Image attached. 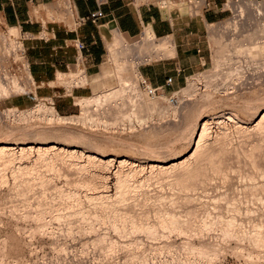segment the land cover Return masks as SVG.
Segmentation results:
<instances>
[{"label": "bare ground", "instance_id": "obj_1", "mask_svg": "<svg viewBox=\"0 0 264 264\" xmlns=\"http://www.w3.org/2000/svg\"><path fill=\"white\" fill-rule=\"evenodd\" d=\"M225 4H226V6L229 9H234L237 12V14H236V16H237L236 19L237 20L234 22V26L235 27L232 28V30L234 29L233 30L234 34L236 33L234 35L235 36L234 39L236 37L238 38L239 35H242L244 38L248 39V41H249L248 42L249 44H247V45H243L241 43V38L240 39H236L237 40V41L235 40L236 42L231 41L235 45L234 46L235 47V52H237L240 55L239 56L238 54H236V56L238 55L239 57H244V59L247 58L248 60H252L254 63L259 60V61L262 62V65H264V1H262V0H239V2H237L236 4H234V3H232L231 1L228 0ZM193 9H194V7H193ZM68 10H70V9H68ZM194 10H196V8ZM190 11H191V9H190ZM191 13H189V14H191ZM245 14L248 15V17H246ZM238 25L239 26H242V27H246V31L247 32L244 33V34L237 33V32H240L241 31L240 29H242V28H240L237 31V26ZM244 29L245 28H243V30ZM227 32H229V31H227ZM9 33L12 34V35H14L13 36V39L12 38H8L9 36L8 37H5L0 32V39L3 40L2 42H0V50H2L4 52V54L9 53V52L10 53L12 52L13 53V56L15 58L18 57V58H20V60H22L24 57L21 56V54H17L19 50L20 51L22 50V44L17 43L14 40L15 39L14 38L15 35H18L19 34L18 28L15 27V26H10L9 27ZM232 40H233V38H232ZM215 43H216L215 44L216 46H215L214 54H213V60H214L213 63H215L214 67L216 66V68H217L218 66L221 67L222 62L226 61L225 60L226 58L228 60V57H229V62H230V60H231L230 57L231 56L229 54H228L229 56H227V53L225 52L226 51V44H227L226 42H225L226 43L225 44V43H223L221 41V39L219 40V39L216 38ZM107 48H108V51L110 52V57H111V61H112L111 63L113 64V66H107V65L102 66V68H100L101 70L97 73V75L98 76H102V77H104V78L107 79V78H109V76H111L112 74H114L113 76H115L116 82H115V84H106V85H108V88H106L105 90H101L99 92H96L93 95H89V96L87 95V96H80V97H78L76 99V102L75 103L79 104L80 107H81V112H80L81 114H79V115L82 116V120L84 119L85 122L87 120H90L92 123L93 122L95 123V121L97 123L100 122L98 124H101V123L103 124L104 123L103 125H105V123L106 124L108 123V125H109L110 122L112 123V125H115L116 123L118 125V123H119L118 121L121 122V120H122V122H123V120H124V121L127 122V120H125V118L126 119H129L130 122H131L132 119H135L136 122L138 121L137 124L138 123L139 124L140 123L142 124L144 121L147 120V118L145 117L146 114H149L150 112L152 113L154 111L153 109H156V107L158 106V102H157V99L156 98H152L151 99V98H149L146 95H142L141 98H138L137 100H132L131 101V109H129L128 111H122L119 108H117L115 101H116L117 98H121L123 101H124L125 98L129 99V95L128 94L125 97L126 88L128 87V85H131L133 82H137L140 79H142V77H141V75H140V73H139V71L137 69V64L140 61H142L143 59H148V58H152V57H164V56H171V55L174 54V45L172 43V40H171L170 36H165V37L157 38L154 35V33L152 32L151 28L148 26V28H145L144 29V31L142 33L141 39L138 40V41H136L135 43H132V44L127 43V41H126V39H125V37L123 35L118 34L117 32H113L111 39H108L107 40ZM238 56L235 57V55H233V57H235L236 59L239 58ZM235 58L232 59V60H235ZM239 59H241V58H239ZM241 61H243V59ZM243 62H242L243 63L242 65L245 64V66H247L246 63H245L246 61H243ZM248 62H251V61H248ZM261 62H260V65H259V63L258 64L256 63L258 66L256 64H255V66H257V68L258 67H261L262 66L261 65ZM225 63L228 64L227 62H225ZM237 63L235 65H232L233 63L232 64L230 63L232 66H228V69H229L228 72L226 71V69H224V71H226L225 76H226L227 73H228L227 76L228 75L230 76V73H233V72H235L236 74L242 72L244 74L243 71L247 67L245 69L243 67L240 68L241 67L240 62H237ZM22 65H23V68L22 69H20V67H17L15 69L14 73H12L10 75H8V72H6L4 70L2 72L0 71V99L6 98V97H8L11 94H19V93H22V92H27L30 89V83H31V80H32V76H31V74L29 72L27 61L26 60H22ZM251 65L253 67V64H251ZM255 66H254V69H255ZM257 68H256V70L253 69L254 71L252 70V71H248V72L251 73V74H254L255 77L256 76H258V77H261L262 76L261 79L263 80V83H264V78H263V76H264V69L263 68L264 67H262V70L263 71H260L261 68L259 70H257ZM241 69H244V70H241ZM247 70H249V69H246L245 71L247 72ZM81 73L71 72L69 74H66V73H60V72H58V74H57V82L58 83H61L62 80L67 79L66 81H68V83H70L69 81H72L75 84L76 83H79V85H80V83H81L83 85L85 83L86 79L84 78L85 75L80 76ZM221 73H223V71H221ZM235 73H234V76L236 77ZM242 75H240V76L237 75V76L241 77ZM245 75L246 74H244V76ZM234 76H232V77H234ZM232 77L230 76L231 81H233L234 79H235V81L237 80L236 78H234L232 80ZM239 77H237V78H239ZM248 77H251V76H248ZM226 78H229V77H226ZM106 79L104 80L105 83H107L106 81L108 80V79L107 80ZM250 79H249V81H250ZM256 79H257V77H256ZM241 80L242 79H240L239 81L241 82ZM258 80L255 83H259ZM229 81H230V79H229ZM235 81H234V83H235ZM244 81H245V77H244ZM86 82H88V81H86ZM242 82H243V80H242ZM213 83L211 85H213ZM227 83L224 82V84H227ZM214 84L217 85L216 82ZM236 84H237V82H236ZM219 85H217V86H219ZM223 85H221V86H223ZM259 85H260V83H259ZM133 86H134V88H137V84L136 83H134ZM217 86H214V88L216 87L215 88L216 90L217 89L219 90L220 88H222L220 86H219L220 88H217ZM237 86L238 85H236V87ZM239 86L242 87L241 84ZM251 86H252V84H251ZM262 86H264V85H262ZM194 87H195V78L189 80V82H187V85H184L179 90L174 91L173 94L174 95H178V93L181 92V94L184 97H186L187 99H189L190 96H191V94H193V92H194ZM228 87H231V86L228 85ZM232 87L234 88V86H232ZM243 87H244V85H243ZM233 88H230L231 91H232ZM245 88L248 90L247 85H246ZM250 88H252V87H250ZM254 88H252V89H254ZM257 88L260 89L261 86L260 87L258 86ZM234 89H233V91H234ZM262 89L263 88H261V90ZM226 90H227V88H226ZM243 90L244 89H241L240 90L241 93H243ZM237 91H239V90H237ZM263 91H260V92H263ZM228 92H226V93H228ZM235 93H236V91H235ZM235 93L233 92L232 94H235ZM244 93H245V90H244ZM224 95H225V93H224ZM235 95H237V94H235ZM192 96H191V98H192ZM228 96L231 97L230 94ZM246 96H248V95H245L244 97H241V98H246ZM262 96H264V95H262ZM184 97H182V98L185 100L186 98H184ZM221 97H219V99H220L219 101H221V99H222ZM237 97H238V95H237ZM237 97H236V101H237ZM239 97H238V100L241 101V102H243L242 100H244V99H241L240 100ZM249 97H248V99H249ZM259 97L261 98V96H259ZM233 98H234V96H233ZM226 99H227V97H226ZM228 99H227V101H228ZM251 99H253V98H251ZM254 100H251V101L252 102H255ZM260 100H263V102H264V99H260ZM214 101H216V100H214ZM223 101H225V100H223ZM231 101H232V99H231ZM231 101H229L227 104H230ZM234 101L235 100H233L232 102L234 103ZM239 101H238V103L241 104V102H239ZM245 101L246 102L244 104H247V100H245ZM251 101H249V102H251ZM258 101L259 100H257L256 102H258ZM249 102H248V105H249ZM260 102L262 103V101H260ZM207 103H208V101H207ZM186 104H188V103H186ZM234 105H235V103L233 104V106ZM163 106L160 107V108L158 107V109H159L158 110V114L159 115H163L164 113H166L167 112V107H169L170 105H168L166 107H163ZM204 106H205V104L200 108V110ZM243 106L244 105H242V107ZM251 106H253V105H250V107ZM236 107H237V105H236ZM236 107L234 109H236ZM246 107H248V106H245V108L244 109H241V110L249 109V107L248 108H246ZM90 108L93 109L92 111L95 110L96 113L95 112H92L91 113L89 111V110H91ZM99 108L100 109L102 108L103 110L102 109H101L102 111L101 110H98ZM237 108L239 109V107H237ZM144 109L147 110L148 113H145V116L143 115L144 116L143 117L142 116V113L144 114L145 111H143L142 113H141V111L144 110ZM255 109H257V106H256ZM99 111H101V112L98 113ZM173 111H174V109H173ZM224 111L225 110H223V112ZM234 111H236V110H234ZM234 111H230L228 113L231 115V117L232 116L233 117H238L237 116V113L234 112ZM249 111H251V110H249ZM249 111L247 112L248 114H249ZM108 112H111L112 113V114L109 113L110 114V118L112 117L111 118L112 120H110V121H108V118L109 117L107 116L108 114H106ZM253 112L255 113V111H253ZM5 113L7 115H4V114L3 115L4 116H7V117H9V116H11L13 118H15V117H17V118H24V117H26L27 119H28V117H30V119H31V117H33V116L45 114V115H47L49 117V119H53V120H56V121H62L64 119H68V118H75V117L78 118V117H81V116H78V114L61 115L60 113L57 112V110L54 108V106H47L43 102H39V103L34 104L33 106H30V107H27V108H19L17 106H13L12 108L7 109L5 111ZM94 113L96 114V116H95ZM149 115H147V117H149ZM152 115H153V113H152ZM152 115H150V116H152ZM244 115H247V114H244ZM251 115H253V113ZM222 117H223V115H222ZM231 117H230V120H232ZM149 118H151V117H149ZM218 118H220V117H218ZM241 118H239V119H241ZM244 118H246V117H244ZM244 118H242V119H244ZM224 119H226V118H224ZM135 120H134V122H135ZM90 121H88V122H90ZM208 121H209L208 119H204L203 122L201 121L202 123H201V126H200L199 130H198L199 133L197 132L198 134L195 136L197 138L194 141L195 142V146H194L195 148L193 149L192 152L190 151L191 152L190 154L188 153V154H186V155H184L182 157L176 158V159H174L170 163H167V162L156 163L154 161H151L149 163V165H148V168H149V172L148 173L150 175L148 174L146 176H151V174L154 171L155 172L158 171L159 173L160 172L161 173H163V172L166 173L167 172L166 175L168 176L170 174V172H171L169 170H172L173 169L176 174L173 172V175H170L168 180H170L171 179L170 177L173 176L174 178H172V179H175V185L178 184L177 185L178 187L182 186V187L186 188L185 189L186 192H187V187H190V186L191 187H194L193 186L194 183L192 181L198 182L197 183V185H198L197 187H199L200 186L199 184L201 182L204 181V183H205V181H207L210 177H213L212 175H210V177L207 175V174L210 173L209 172L210 169L208 170V167H206V166L208 165V163L209 164H211V163L214 164V159H217L218 157H219L218 159H220V156L222 155V153H224V152H227L228 153L229 150H230V145L229 144H231V142H229L228 139H227L228 138V133H227V137L225 135L226 139L223 140L222 142H224L226 140H227V142H229V144H228L229 147H228V145L226 146L228 148V151L222 145L219 148H222L223 147L224 149H226L224 152H221V151L224 150L223 148L221 150L219 148L216 149V147L214 146V144L216 145V141L213 142L214 144L213 143L212 144L210 143L213 146V148L215 147L214 148L215 150L214 149H211L212 147H209L210 144L207 141L208 138L206 139V141L208 142L209 145L207 144V147H205L206 141H204V140H205V137H208L207 132L209 131V129L207 128V124L209 123ZM233 122H234V119H233ZM235 122H238V121L235 120ZM245 122H246V120H245ZM223 124H224V126L226 125V123H222V124H219L218 126L223 125ZM236 124H239V123H236ZM108 125L106 127H108ZM227 125H228V123H227ZM227 125L225 127H227ZM232 125L235 126V127H237L238 129L242 130V133H243L244 130H245L244 133L247 132L246 130H249L250 128H251V131L253 130L252 128H254V131H257L260 128H262V130H263V128H264V109L257 114V116L255 117V121L252 122V124L247 125V123H246L245 125H242V123H241L240 125H234V124H232ZM224 126H222L223 127V130L226 131L227 128L225 130L224 129ZM233 126H231V127H233ZM235 127H234V129H235ZM219 129H220V127H219ZM223 130L221 129V131H223ZM240 130L237 131V133H239ZM262 130H261V132H262ZM217 131H219V130H217ZM224 131H223V133L220 132L221 133L220 135H222V134L224 135L225 134ZM258 132H260V130ZM260 133H258V134L260 135ZM262 133H264V130H263ZM263 136H261V138ZM216 137H218V139H221L217 135H216ZM216 137H215V139L218 140ZM222 137H224V136H222ZM220 144H222L221 141H220ZM225 144H226V142H225ZM253 146H255V144H253ZM201 147H204V148L201 149ZM255 147L257 148V147H260V146H257V144H256ZM255 147H254V149L253 148L252 149L255 150ZM251 148H248L247 150H249V149L251 150ZM247 150H246V152H249L250 151V150L249 151H247ZM220 152H221V155L219 154ZM241 152L244 153V149ZM251 152H253L255 154L256 150L255 151H252L251 150ZM251 152H249V153H251ZM197 153H199L198 154V157H196L195 160H194V162H192L193 161V160H191L192 157L195 156ZM253 153H251L250 155H252ZM29 154H34L35 157L32 156V159L28 158V159H30L29 163H23V162H21V159H22L21 157H23L24 155H29ZM218 154H219V156H218ZM248 154L246 153V158L249 161L248 158H250L251 156L250 157L249 156L247 157ZM58 155L64 156V157H66V156L67 157H74V158L77 157V156H80V157H83V161L84 162H87V164L88 163L89 164L90 163H93V164H97L98 166L105 165V166H108V167H110V166L112 167L113 170H111V171H113V174L116 177V180H115L116 181L115 182V184H116L115 190H117L116 192H114L115 194L113 193V196L114 197L111 196V194H108V192L105 193L104 192L105 190L104 191L102 190L100 192L97 190L98 193H94L93 192L94 189L92 190V188L97 187V185L94 184L96 182H94V183H90L91 181L89 182L87 176L90 175V173H88V172L85 171L86 169L84 168V165H85L84 162H72V164L69 165V166H71V169H69L68 166L66 167V168H68L67 173L69 171H71V174H73L74 172H78V171L81 172L83 169H84V171L86 173H88L87 176H84L85 179L83 177H81V180L75 182L74 184H73V180H74L73 178L75 176L73 178H71V179H73L72 181H71L70 178H69L70 180L68 179V181L69 182L71 181L72 184H73V186L75 188H76V186L78 188H80L79 186H81V187L84 188V190H86L88 188L87 190H89L90 192L84 194L85 195L84 197L87 196L86 199L84 198V200H87L88 199V202L89 203H90V201L93 200L94 202L92 201L91 203H96L97 202L96 201L97 198L100 199V201L98 200V202H100L101 204L100 203H97V204H100L99 206H101L100 208L102 209V211H100V212L98 211V209H97L98 208V205L97 204H95V205L93 204L94 206H97V208H96L97 210L95 209L96 211H94V209H93V211H92V209H90V208L91 207L95 208V207L92 206V204L90 206L89 203L88 204H89L90 208H89V206L86 207L87 205L85 206L86 209L87 208H88V210L90 209L89 211L84 210L85 208L84 209L82 208L83 205H81L82 207H80L82 210L79 209V208H78L79 210L78 209L77 210H74V207L76 209L77 207L80 206L78 204L79 202L81 204V200L79 199V195L80 194L77 191L78 189L73 190V188H72V191H71V189L65 190L64 188L63 189L61 188V190H60L58 188L59 191L63 192L66 195H69L67 197V198L71 199V200H69V205L70 206L72 205L71 208L73 207V209H71V208L68 207L69 205L66 206L65 203L68 200L67 201L64 200V201H66L64 203V205L66 207L64 205H62V202H64V201H61V204L60 205L63 206V207H65V208H64V210L59 209V210H62L61 212L59 211L60 213L53 210L54 209L53 206L58 207V206H56L58 204H55V202H54L55 205L54 204L53 205L52 204H50V205L48 204L47 205V203H49V200L46 199L47 196L46 197L45 196H42L44 194V193H42L44 191V189H42L43 191L40 190V192L42 191L41 192L42 194L40 195L42 197L41 198H38L39 197L38 195L40 193L38 194L39 190H37V186H39V185H37V184L40 183L42 185L41 188H43L44 187L43 184L46 182V180H47L46 178L49 177L50 174H47V173H46V175L43 174V175L47 176V177H44L42 175V173H41L42 171L40 172L39 169H37L38 166L36 168V165L40 164L38 162L41 161V164L43 162L44 165L50 166L51 169H52V167H54L55 164L57 163V162H55V160H56V158L59 157ZM224 155L225 154H223V156ZM56 156H58V157H56ZM216 156H218V157L216 158ZM223 156H221V157H223ZM18 157H20L21 159H19ZM27 157H29V156H27ZM243 157H245V153H244ZM253 157H254V155H253ZM253 157H251V158H253ZM59 158H61V157H59ZM59 158H58V160L59 161L61 160L60 161L61 163L59 164V162H58L57 165L59 164L60 166H62L63 165L62 164V159H59ZM246 158H244V159L246 160ZM16 159L19 162H16L15 163V160ZM70 159H68V160H70ZM218 159L216 160L217 162H218ZM221 159H223V158H221ZM253 159H251V161L253 160V162H254L255 161V158H253ZM63 161L66 162V160H63ZM219 161L221 162L222 160H219ZM70 163L71 162H69V164ZM67 164L68 163H65L64 167ZM126 164H127V160H126V157L125 156H119L116 160L113 159V157H108L107 159H102L101 157L97 156V152H95V151L94 152L93 151H90V150L89 151H85L84 149L83 150L82 149L80 150L77 147H67L66 148V147H61V146H55V144H51L49 142H10L8 140L6 141V139L4 141H1L0 142V183L3 184L4 181L6 182V180H5V175H6L5 172L6 171L5 170H10L11 169L9 171V173L12 172V175H13L11 177V181H13V182L10 183V185L12 184V186H10V185H9L10 187L7 186L10 189H8L9 191L6 194V197L5 196H3V197H5L6 199H7V197L9 198V205L10 206L8 205V213L11 214L12 217H15V219L17 220L15 224L12 223L14 225L13 226L14 229L18 233H20L21 235L24 234L26 237H28V239L25 241V243L27 244V246L29 248L28 251L31 252V253L34 250L36 251L37 243L35 242V244H34V239L36 238L35 236H36V234H38V233L41 234L42 232L45 231V232H47V234L49 233L50 236L52 234L53 235L54 234L55 235L58 234V237L56 235V237L58 239H61V238L64 239L63 241H60V240H55L53 242L51 241L52 244L55 245L54 247L58 248L59 250H65V249L69 248L70 246H75L76 244H80V247H82V248H86V246H88V245L95 246V247H99L100 250L103 251V255L109 260L108 264H110V263L112 264L113 260L116 261L115 258L117 259V257H118L116 254L119 255V252L121 253V251H122V253H124V255L122 256V258L125 257V260L123 258V261H122V262H124V264L125 263H127V264L128 263L129 264H211V263L216 262L224 251L226 252V249L228 248L227 247V240L229 238L231 240L234 239L233 241H235V243H234L235 245L231 246V249L228 248V249H230V251L231 250H234L233 252H238V254L241 253L242 256H243V254L244 255L246 254L247 255L246 256L247 258H249V257H253L254 258V256H256V258L257 257L259 258L260 256H261V258L264 257L263 256L264 254L262 253L264 250L261 248L262 246L264 248V215H263L264 212H261L262 214L261 213H258V214L261 215V218L259 217L258 214H257L258 216H256L255 213H254L253 214V216H255V219H254V217L250 213L253 212L256 209L255 208L256 206H254L252 204L254 206L253 207L250 204V202L248 201L250 207L252 206L253 209L254 208L255 209L253 211H251L249 209L250 212L248 211L249 212L248 215L252 216L251 217L252 219L250 217H249L250 219H246V218H248L247 217L248 215L245 214V213H248L246 211L248 209H244V211L241 210V207L244 206V205L242 206L243 200H245V198L247 197V196H245L248 193V192L246 193V190H244L245 193H246V194L244 193L245 194L244 195L245 198L243 197L244 199L242 201H240V203L238 202L239 200H241L240 198L237 201L235 199L236 197H232L234 194L231 195V197H232V198L230 197L231 199L230 198H226L225 199V200H227V199L230 200V202L227 200V204H226V206H224L225 208L224 207H220V206H218V207L215 206L214 207L213 206L214 205V202H213V205H212L213 208H216V207L219 208L220 207V210H224L225 209V210L228 211V212H226V214L223 213V212L222 213L221 212H218V214H215V216H213V215L210 216V215L213 214V213H215V211H217V210H215L213 212L211 211L212 213L209 212V210H208L207 211V214H206V211H204V209L203 210L201 209V211H203L205 213H203V214L200 213L202 215H199L198 212L196 213V211H195L196 208L198 207L197 209H199V208L203 207L204 205L203 206H200V207L197 206V205L194 206L195 205V202H194V205H192L191 203L188 202V204H191L192 206L189 205L190 207L187 210H185V208H187L186 205H188V204L186 202L184 203L183 200L186 201V198H187V195L188 194H186V197L183 199L184 194H182V192H181L182 196H179L178 195V194H180V192H179L180 189H177V191L179 190L177 195L179 196V198L182 197V200H180V203H177L176 202V200L178 199L177 198L178 196L177 197L173 196V199L176 198L175 202L177 204H181V203L182 204L183 203L186 204L185 205L186 207L183 208L184 210H181V208L179 209V211L172 210V209H174V207H171L170 208V206H171V203L170 202H172L170 200H169V203H170L169 205L170 206L169 207H168V205L166 206L167 203L164 202V200H165L164 198L165 197L167 198V196H165V197L163 196V198H162V196H161V198L158 197V196L157 197L154 196V197H156V199L157 198H159V200L161 199L160 200L161 202H162V199H164L163 200V204H165V203L166 204L164 205L165 207L163 205L161 207H159L160 204H162V203H160V201H157V202L160 203L159 206H157V205L155 207H151L150 206L151 208H153V211L152 212H154V213L151 212L152 214H154V216L152 217V220H151L150 219L151 218L150 216H152V214L149 212V209H150L149 207L146 210H141V211L138 210L139 212H135V211L137 209H139V206L142 205L143 203H145V204H143V207H144V205H147L148 202H151V201H152L151 204H153V202L156 201V200H154L155 198L153 199L154 200L153 201V200H150V198L149 199H145L146 197H144V199L142 201V204H141V202L138 203V205L136 204L137 207L135 205H133L132 208L135 206L136 209L132 210L131 207L129 205H127V204H129L130 199H132V196H134V195H132V193L131 194L129 193V195H132V196H130V198L128 197L129 196L128 194H127L128 196H125L124 195V193L126 194V192H129L127 190V188H129L131 186H134L133 187V189H134L135 186H140L141 185L140 183H142L143 181H145L144 179H142L143 181L140 179L141 182L138 181L139 184H135V181H137L138 179H135L132 182V184H131V182H129L130 179H131V176H132L130 173H133L136 170H140V168L144 169L143 167H145V166H143V164L142 165H140V164L139 165L134 164V165H130L128 169H125L124 166ZM212 164L211 165H208L209 168H211L212 170L213 169L214 170L217 169L218 166L216 165L217 167H215ZM218 164L222 165L221 163H218ZM254 164L255 163H253V164L251 163V165H254ZM57 165H56L57 168H55V171L60 172L59 171L60 168L58 167L59 165L58 166ZM91 165L89 167H91ZM202 165H206V166H202ZM94 166H92V167H94ZM64 167H62V169ZM82 167H83V169L81 170L80 168H82ZM89 167L87 168V170L89 169ZM177 167H179V170L175 171V168L177 169ZM180 167H181V170H180ZM8 168H10V169H8ZM202 168H205L206 170L205 169H202ZM220 168L221 167L219 166V170H220ZM201 169L205 171V175H207L209 178L207 176H205V178L207 177V180H203V181L199 180L200 181V183H199V181H198L199 175L197 176V174L198 173L201 174L200 173L201 172L200 171ZM37 170L40 173L38 174V172H37V173L34 174V176L32 175L33 176L32 177V180H31V178H28L31 175H28V177H25L26 179L23 178L24 177V173H27V172L29 173L30 172L29 174H31L32 171L36 172ZM53 170H54V168H53ZM214 170L211 171V173L215 172ZM219 170H217V173H218ZM84 171H83V173H84ZM131 171H133V172H131ZM168 171H169V174H168ZM178 171H180V172H178ZM206 171H207V174H206ZM220 171L221 172H224L225 170L222 168V170H220ZM262 171H264V170H262ZM94 172H93V174H95ZM105 172H101L100 174L97 173L98 174V177H101V178L103 177L104 178L106 176V173ZM225 172H224V174L227 175V173H225ZM257 172H259V171H257ZM61 173H64L65 174V172H61ZM165 173H163V174L165 175ZM202 173L203 174H201V175H204V172L203 171H202ZM217 173H213V174H217ZM220 173H218V174L221 175V176H224V175H222ZM77 174H79V173H77ZM93 174L91 173L92 176H93ZM171 174H172V172H171ZM174 174L177 175V176L175 177ZM253 174H257V173L255 172ZM263 174H264V172H263ZM69 175H67V176H69ZM74 175H76V174H74ZM81 175H82V173H81ZM81 175L79 174L78 176H81ZM91 175L89 176V179H93V178H90V177H92ZM154 175L156 176L157 174L154 173ZM159 175L156 176V177L159 178V177L162 176V174L160 176ZM129 176H130V178H129ZM146 176H144V177H146ZM251 176L252 177H249V178H252L254 180L255 177L253 175H251ZM151 177H154V176H151ZM203 177H199V178H203ZM49 178H51V177H49ZM67 178H66V181L65 182H68L67 181ZM77 178L75 177V179H77ZM82 178H83V180H82ZM146 178H149V177H146ZM195 178L197 180H194ZM205 178H203V179H205ZM223 178L224 177H222V179ZM29 179L31 181H29ZM36 179L39 182H37ZM225 179H226V176H225ZM49 180H51V179H49ZM7 182H6L5 185H7ZM48 182H50V181H47V184H48ZM170 182H171V180H170ZM173 182L174 181L171 182V185L172 184L174 185ZM204 183H202V185ZM47 184L45 185L46 188H48L47 187L48 186ZM70 184L71 183H69L67 185L70 186ZM168 184H170V183H168ZM254 184L255 185H258L256 183H253V185L250 186V188L252 186H254V188L252 187V189H249V192H251V193L256 191L254 189H257L258 192L260 191V190H258V188H255V185ZM35 185H37L36 186L37 193L35 192L34 193L35 196H32V195H30L32 193L29 192V189L32 186L35 187ZM69 186H67V187H69ZM177 186H175V187H177ZM259 186H260V184H259ZM85 187H87V188L85 189ZM197 187L195 186L194 188H191L192 189V192H193V189H195ZM261 187L264 188V185L262 186V184H261L260 188ZM46 188H45V192L47 190ZM262 188H261V190H263ZM133 189L131 188V191L130 192H135L136 191L135 189H134V191H132ZM32 190L35 191V188H32ZM32 190H31V192H33ZM182 190L184 192V189L183 188H182ZM250 190H253V191H250ZM141 191H143L145 193L144 190H141ZM189 191H191V190H189ZM26 192H29L30 193L29 195H27L28 197L24 196L25 195L24 193H26ZM192 192H190V193H192ZM256 192L253 193V194H251V193H248V194L249 195L250 194L251 195H255V194H257ZM136 193H134L135 196H136ZM36 194H38V195H36ZM59 194H60V197H61V193L60 192H59ZM12 195H14V197ZM66 195H64V197ZM29 196H32V197H29ZM190 196H191V198H193L192 197V194ZM190 196L187 199H189ZM10 197H12V198L10 199ZM43 197H45V198L43 199ZM168 197H170V196H168ZM238 197H240V196H237V198ZM259 197H261V196H259ZM5 198H3L4 201L1 200V202L2 201L5 202L6 201ZM80 198H81V196H80ZM109 198H112V199L110 200ZM139 198L142 199L143 196L142 197H138V198L136 197V200L135 201H138V202L141 201V200H137ZM170 198H172V197H170ZM0 199H1V197H0ZM40 199H42V200H40ZM45 199L48 201L46 203V205L48 207L46 205H45L46 207L45 206H42V205H44L42 203L46 202ZM52 199H51V202L53 203V200L55 201V197H54L53 200ZM89 199H91V200L89 201ZM233 199H235L237 202H235V200H233ZM251 199L249 198V200L252 202ZM262 199H260V201H263ZM231 200H233V201L231 202ZM247 200L248 199H246L245 202H247ZM255 200H257V198ZM40 201H42V202H40ZM126 201H128L127 204L126 203L125 204L123 203L126 206L123 205V207H122V205H121L119 207L120 202H126ZM135 201H134L133 204H135ZM131 202H133V199L131 200ZM157 202H154V205H155V203L158 204ZM178 202H179V199H178ZM30 203L36 204V205H33L32 206ZM72 203L74 205L77 203L76 204L77 207L76 206H73ZM118 203H119V205H118ZM172 203H173V206H174V202H172ZM238 203L241 204L240 207H239ZM262 203L264 204V201ZM1 204H3V203H1ZM6 204H8V203H6ZM26 204H30L32 206L31 207V210H30V206L28 207L29 209H26L27 206H28ZM39 204L42 206V209L44 207V210H45V208H48L49 209V207L52 206L53 207L52 208V211L57 212V213H54L52 215L53 216H56V218L55 217L54 218L56 220H58V221H60V220L63 221L64 220V222H66V224L63 222L65 224V227L59 225V228L58 229H55V227L51 224L52 221L50 219H52V218H49L48 219L49 216L46 217L47 214L44 215V212H43L44 210L41 211L42 209H40L41 207H40ZM177 204H176V206H178ZM210 204H212V203H210ZM215 204H216V202H215ZM5 205H4V207L2 206L1 209H3V208L5 209L6 208ZM130 205H132V203ZM247 205L248 204H246V207H247ZM193 206L196 207V208H193ZM205 207L208 208V206H205ZM252 207H251V209H252ZM260 207H261V204H260ZM66 208H69L72 211H70L68 209V211H70V212H68ZM121 208H122V210H121ZM261 208H263V207H261ZM4 209L2 210L3 212L6 210V209L5 210ZM108 209H110V211L111 210L112 211L110 212ZM141 209H143V208H141ZM49 210H50V212H52L51 209H49ZM220 210H218V211H220ZM225 210H224V212H225ZM64 211H67V212H64ZM183 211H185V212H183ZM201 211H199V212H201ZM241 211H242V213L244 212L243 214L247 215L246 218H244L245 215L243 217L242 214H241V217H238L240 215ZM6 213H7V211H6ZM47 213H48V211H47ZM49 215H51V213H49ZM71 215L74 218H75L74 215H77V217L79 216L78 217L79 218V221L77 222L78 218H76L77 220H74L73 221V217H70ZM4 216H5V213H4ZM70 218H72V220H68ZM9 219H10V217H9ZM245 219L248 221L247 225L244 224V222H243ZM22 220H23V222L24 221L27 222L26 223L27 225H25V224L23 225L22 223H20V224H22V225H20L19 224V221H22ZM9 222H11V219H10ZM61 223L62 222H60L58 224H61ZM7 224H9V223L7 222ZM103 224L110 226L109 228L112 229L113 233L116 232V235L117 236H109L108 234H111V233H109L107 231H104V229H103L104 226H102ZM100 226H102L103 231H101L102 229L101 230L99 229V228H101ZM63 229L65 230V232H63V233H65V235H67L68 237L69 236H72V235H73V237H75L74 234L75 233H78V232H81V234L82 233H85V235H87L86 233H94L93 234L94 236L93 237L92 236L91 237H87V239H85V240L84 239H81V240H83V241H81V243L78 242L80 240L74 242L73 239H72V242H67L68 240H66L64 238L65 237L64 235L61 238H59L60 232L63 231ZM58 230H60V232ZM108 231H109V229H108ZM212 231H213V233H214V231L217 232L216 233V236H215V234L213 235L214 237H216V239H214L213 237H211V239L213 238V240H210L209 239L210 237H208L207 235L209 233H211V235H209V236H212ZM56 232H58V233H56ZM170 232L171 233L174 232L179 237H182V239L178 242V244H175V242L173 240L169 239ZM141 233L144 234V235H146L147 238L148 237L151 238L152 239V243H151V241L148 244L146 242H144L143 237H140V235H139ZM47 234L45 233V235H47ZM3 235L0 236V238H2ZM15 235H16V233H15ZM55 235H54V237H55ZM88 235L90 236V234H88ZM114 235H115V233H114ZM118 235H120L121 237L127 236L128 238L127 237H123L122 239H120V236L118 238ZM37 236H39V235H37ZM54 237H52V238H54ZM73 237H70V240ZM217 237H220V238L217 239ZM7 238H8V236H7ZM7 238L6 237H3L1 239L2 241L0 243V248H6V246L8 244H11V243H9V239H7ZM13 238H15V237H13ZM195 238H197V242L194 240ZM35 240L37 241V239H35ZM245 240L249 242L250 245H248V246L246 245V246L247 247H250V248H247L245 246V244H246L245 243L246 242ZM21 241H22V239H21ZM225 241H226V244H225L226 246L223 245V243H225ZM243 241H245L244 242V246H243V243H242ZM76 242H78V243H76ZM11 245H14V244H11ZM11 245H8V246H11ZM231 245H232V243H231ZM17 246H19V245H17ZM11 247H14V246H11ZM258 247H259V249L261 248L260 250H263L262 252L260 251L262 254L258 252V249H257ZM16 248H12V249H16ZM16 250H14V251L16 252ZM37 250H38V248H37ZM0 251H4V250H0ZM6 252H7V250H6ZM29 252H28V255L30 254ZM17 253H19V251L16 252L15 254H17ZM2 254H0V263L3 264V261L6 262L4 260V255L6 253L3 254V255ZM35 254H37V253H35ZM10 255H7V256H10ZM24 255H23V257H24ZM162 255H164V256H162ZM5 257H6V255H5ZM23 257H20V254H19V258H15L14 259V257L13 258L9 257L11 259V261L13 259L12 263L10 262V264H23V262H25V263L28 264L29 263L28 261L34 260V259L27 260L26 258H28V257H26L25 259H23ZM9 258L7 257V259H9ZM35 258H37V255H36ZM110 260H111V262H110ZM122 262H120V263H122ZM115 263H117V262H115Z\"/></svg>", "mask_w": 264, "mask_h": 264}, {"label": "rangeland", "instance_id": "obj_2", "mask_svg": "<svg viewBox=\"0 0 264 264\" xmlns=\"http://www.w3.org/2000/svg\"><path fill=\"white\" fill-rule=\"evenodd\" d=\"M174 1V2H173ZM228 1V0H227ZM226 1V2H227ZM229 1H231L232 3H234V4H236L237 2H239V0H229ZM262 1H264V0H262ZM142 2H154L155 4H157L159 7H161V9L163 10V11H165L166 12V14H169V15H171V16H173V15H177L178 17L180 16V17H183V18H185V19H187V18H190V17H193V19H197V20H199L200 19V16H202L203 15V7H204V0H136V5H138V4H140V3H142ZM160 2V3H159ZM166 2V3H165ZM225 2V3H226ZM195 4V5H194ZM191 5V6H190ZM70 6H71V3H70V0H57V2H56V5H55V10H53V11H51V13L54 15V17H51L49 14H48V17H49V19H56V20H63V21H65L66 23H69L70 25H72L73 24V19H72V11H71V8H70ZM190 6V7H189ZM168 7V8H167ZM193 7H194V9L196 8V10L198 11H196V10H194L193 9ZM224 7L225 8H227L228 9V11H229V16L228 17H226L225 19H222V20H220V21H217V22H213V23H207L206 24V26H205V30L202 32L203 34H205V38L207 39V46H208V53H209V55H210V59H209V62L201 69V70H199L198 72H196V73H194V74H192V75H190V76H188V78H187V80H186V82L182 85V87L184 86V85H187V82H189V80H191V79H194L195 78V87H194V92H193V94H191V96H192V98H191V96H190V100L189 99H187L186 97H184L182 94H181V92H179L178 93V95H175L176 97H177V101H171L170 99H169V95L172 93H168V92H163V91H160V90H158V91H156V93L155 94H152L151 92H149V90H148V88H147V85L145 84V83H143L142 82V79H140L139 81H137V82H133L131 85H128V87L126 88V93H125V97H126V95L128 94L129 95V99H127V98H125L124 99V101L121 99V98H117L116 99V101H115V103H116V106H117V108H119L120 110H122V111H128L129 109H131V101L132 100H137L138 98H141V96L142 95H146V96H148L149 98H156L157 99V102H158V106L156 107V109H153L154 111L152 112L153 113V115H152V113L150 114V115H152V116H150L149 114H146V116H145V113H148L147 112V110H142L141 111V113L143 112V111H145L144 112V114L142 113V116L144 115L146 118H147V120L146 121H144L142 124L140 123H138L137 124V122H136V120L135 119H132L131 120V122H130V120L129 119H126L125 118V120H127V122L126 121H124L123 120V122H122V120H121V122L120 121H118L119 123H118V125H117V123L115 124V125H112V123L110 122V124L108 125V123L106 124L105 123V125H103L102 123L101 124H98V123H100V122H96L95 121V123L93 122H91L90 120H87L86 122H85V120L83 119L82 120V116L81 115H79V114H81L80 112H81V107H80V105L79 104H74V108H75V111H73L72 113H67V114H64V113H62V112H60V111H58L56 108H55V105H54V101L52 100V99H50V98H40V97H38L36 100H34V101H32V102H30V103H28L27 105H23V106H17V107H19V108H27V107H30V106H33L34 104H37V103H39V102H43V103H45L47 106H54V108L57 110V112L58 113H60L61 115H71V114H78V116H81V117H75V118H68V119H64V120H62V121H56V120H53V119H49V117L47 116V115H45V114H42V115H37V116H33V117H31V119H30V117H28V119L26 118V117H24V118H17V117H15V118H13V117H11V116H9V117H7V116H4V115H7L6 113H5V111L7 110V109H9V108H12L13 106H16V105H13V104H11V97L13 96V95H24L26 92H22V93H19V94H11V95H9L8 97H6V98H3V99H0V142L1 141H4L5 139H6V141L8 140V141H10V142H49V143H51V144H55V146H61V147H77L78 149H84L85 151H95V152H97V156H99V157H101L102 159H107L108 157H113V159H117L119 156H125L126 157V160H127V164L124 166L125 167V169H128L129 168V166L130 165H134V164H137V165H142L143 164V166H145V167H143L144 169H142V168H140V170H136V171H131V172H133V173H130L132 176H131V179H130V181L129 182H131V184H132V182L135 180V179H138L137 181H135V184H139V182L138 181H140V179L142 180V179H144L145 181H143L142 183H140L141 185L140 186H135V192H130L131 191V188L133 189V187L134 186H131V187H129V188H127V190L129 191V192H126V194L124 193V195L125 196H128L129 195V193L131 194L132 193V195H134V196H132V195H129L128 197L130 198V196H132V199H133V202H131V200L132 199H130V201H129V204H127L128 203V201H126V202H120V205H119V203H118V205H119V207L122 205V207H123V205L126 203L127 205H129L130 207H131V209L132 210H134V209H136V207H137V205H138V203H140L141 202V204H142V201H143V199H144V197H146L145 199H149L150 198V200H153L154 198V200H156V201H154V202H157V201H160L159 200V198H157L156 199V197L158 196V197H160L161 198V196H162V198H163V196L165 197V196H167V198L165 197L164 199L166 200H164V199H162V202L160 201V203H162V204H160L159 202H157L158 204H156L155 203V205H154V202H153V204H151L152 203V201L151 202H148V204L147 205H144V207H143V204H145V203H143L142 205H140L139 206V209H137L135 212H139V211H141V210H146V209H148V207L150 208L149 209V212L151 213L152 211H153V208H151V207H155L156 205L157 206H159V204H160V206L159 207H161L162 205L164 206L166 203V206L168 205V207L170 206L169 204L171 203V206H170V208L171 207H174V209H172V210H175V211H179V209L181 208V210H184L183 208H185L186 206H187V208H185V210H187L190 206H192V205H194V202H195V205L194 206H203V207H201V208H199V209H197L196 207H194L193 206V208H196V213L198 212L199 213V215H202L203 213H205V212H203V211H201V209L203 210L204 209V211H206V214H207V211L209 210V212H213V211H215V210H217V211H215V213H213V214H209L210 216H215V214H218V212H223V213H225L226 214V212H228L227 210H225L224 208V206H226V204H227V200H225L226 198H230L231 197V195L232 194H234L232 197H236L235 199L238 201V199L240 198L241 200H239L238 202L240 203V201H242L244 198H245V196H247L246 198H245V200L246 199H248L247 200V202H245V200H243V203H242V206L243 207H241V210L242 211H244V209H248V210H246L247 212L249 211V209L251 210V211H253L255 208V210L253 211V212H251L250 214L253 216V214L255 213V215L256 216H258L259 215V217L261 218V215L260 214H258V213H261V212H264V204L262 203L263 201H264V188H262L263 190H261V188H260V186H261V184H262V186L264 185V174H263V172L264 171H262V170H264V133H262L263 132V130H264V128H263V130H262V128H260V129H258L257 131H254V128H252L253 130V132L251 131V128L249 129V130H246L247 132H245L244 133V131H243V133H242V130H240V129H238L237 127H235V126H233L232 124H234V125H240L241 123H242V125H245L246 123H247V125H250V124H252V122H254L255 121V117L257 116V114L260 112V111H262L264 108V102H263V100H260V99H264V96H262V95H264V86H262V85H264V83H263V80L261 79V77H258V76H256L257 77V79H256V77L254 76V74H251V73H249L248 71H252L253 69H254V66H255V64L257 63H259V65H260V62L261 61H257V62H253L252 60H248L247 58L246 59H244V57H239L240 55L237 53V52H235V45H234V43H232L231 41H234V42H236L237 40L236 39H240L241 38V43L243 44V45H247V44H249L248 42V39H246V38H244L242 35H239V37L237 38H235L234 39V35L236 34H234V32H233V30H232V28H234L235 26H234V22L237 20L236 19V14H237V12L234 10V9H229L227 6H226V4H224ZM191 9V11H190V9ZM68 9H70V10H68ZM194 11H193V10ZM192 12V13H191ZM50 13V12H49ZM189 13H191V14H189ZM195 13V14H194ZM245 16L246 17H248V15H246L245 14ZM182 18V19H183ZM179 21V20H178ZM240 25V24H239ZM238 25V26H239ZM237 26V31L240 29V28H242V29H240L241 31L240 32H237V33H242V34H244V33H246L247 31H246V27H242V26H239L238 27ZM150 27V26H149ZM145 28H148V26L147 27H143V29H142V32L139 34V35H137L136 37H134V38H132V39H128L127 37H125V39H126V41H127V43H130V44H132V43H135L136 41H138V40H140L141 39V37H142V33H143V31H144V29ZM243 28H245L244 30H243ZM231 29V30H230ZM236 29V28H235ZM152 30V29H151ZM227 31H229V32H227ZM0 32L5 36V37H8V38H12L13 39V36L14 35H12V34H10L9 33V27L8 26H4V25H2L1 23H0ZM153 32V31H152ZM9 33V34H8ZM157 38H159V35H156V34H154ZM112 36V35H111ZM110 36V37H111ZM109 37V38H110ZM220 37V38H219ZM222 37V38H221ZM15 39V41L17 42V43H20V44H22V42H21V40H20V33L18 34V35H15V37H14ZM215 38V39H214ZM216 38L217 39H221V41L223 42V43H225L226 44V53H227V56H231L230 57V59L232 60V59H234L235 57H237L238 55V57L239 58H241V59H239V58H235V60H230V62H229V57H228V60H227V58L225 59L226 61H224V62H222V64H221V67L220 66H218L217 68H216V66L214 67V65H215V63H213V54H214V49H215V40H216ZM232 38H233V40H232ZM111 39V38H110ZM223 39V40H222ZM236 40V41H235ZM3 40L2 39H0V42H2ZM106 42H107V39H106ZM236 44V43H235ZM23 47V46H22ZM234 49V50H233ZM17 54H21V51L19 50L18 51V53ZM229 54V55H228ZM236 54H238L237 56H236ZM233 55H235V57H233ZM22 56V55H21ZM233 57V58H232ZM152 58H159V57H152ZM152 58H148V59H152ZM148 59H143L142 61H140V62H143V61H145V60H148ZM240 61H239V60ZM243 59V61H246L245 63H246V65L247 66H245V64L244 65H242L244 62L243 61H241ZM22 60H26V58L24 57ZM22 60H20V58H15L14 56H13V53L11 52H9V53H6V54H4V52L2 51V50H0V71L2 72L3 70L4 71H6V72H8V75H10V74H12V73H14V71H15V69L17 68V67H20V69H22L23 68V65H22ZM238 60V61H237ZM251 61V62H248V61ZM256 61V60H255ZM112 61H111V57H110V52L107 54V57H106V61L101 65V67L100 68H102V66H104V65H107V66H113V64L111 63ZM139 62V63H140ZM225 62H227L228 64H226ZM237 62H240V65H241V67L240 68H246V69H249V70H247V72L244 70V69H241V70H244L243 72H244V74H246L245 76H244V74L242 73V72H240V73H238V74H236L235 72H233V73H230V76L232 77V76H234V73H235V75H236V77L234 76V77H232V80L234 79V78H236L237 80L235 81V79L233 80V81H231V78H230V76L228 75L227 76V74H226V76H225V73H226V71L228 72V66H232V65H235ZM243 62V63H242ZM248 62V63H247ZM253 62V63H252ZM138 63V64H139ZM232 65H231V64ZM235 63V64H234ZM253 64V67H252V65L251 64ZM138 64H137V69H138ZM230 64V65H229ZM238 64V63H237ZM256 64V65H257ZM261 65H262V62H261ZM252 68H251V67ZM258 66V65H257ZM257 66H255V69L254 70H256V68H257ZM262 67H264V65H262L261 67H258L257 68V70H259L260 68V71H263L262 70ZM217 70H216V69ZM230 68V67H229ZM224 69H226V71H224ZM264 69V68H263ZM101 70V69H100ZM253 70V71H254ZM73 71H76V72H78V73H81V75L80 76H82V75H85V79H86V81H88V82H86L85 81V83L82 85L81 83H80V85H79V83H74V82H72V81H69L70 83H68V81H66L67 79H65V80H62V82L60 83V84H63V85H65L66 87H67V92L68 93H72V88L76 85V86H85V85H89L90 87H91V93H90V95H93L94 93H96V92H99V91H101V90H105L106 88H108V85H106V84H115V82H116V79H115V76H113L114 74H112L111 76H109V78H104V77H102V76H98L97 75V73L99 72H97V73H95V74H93V75H86L85 73H84V71L83 70H81L80 68H77V69H75V70H70V71H68V73H66V74H69V73H71V72H73ZM221 71H223V73H221ZM246 72V73H245ZM233 74V75H232ZM243 74V75H242ZM237 75H242L241 77H239V76H237ZM79 76V77H80ZM225 76V77H224ZM248 76H251V77H248ZM226 77H229V78H226ZM237 77H239V78H237ZM243 77V78H242ZM244 77H245V81H244ZM248 78V79H247ZM251 78V79H250ZM263 78H264V76H263ZM107 80L106 82L107 83H105L104 82V80ZM110 79V80H109ZM189 79V80H188ZM229 79H230V81H229ZM240 79H242L243 80V82H242V80H241V82L243 83H241L239 80ZM249 79H250V81H249ZM254 79V80H253ZM259 79V80H258ZM115 80V81H114ZM216 80V81H215ZM228 80V81H227ZM248 80V81H247ZM257 80H258V82L260 83V85H259V83H255V82H257ZM64 81V82H63ZM66 81V82H65ZM109 81V82H108ZM234 81H235V83H234ZM239 81V82H238ZM247 81V82H246ZM253 81V82H252ZM214 82H216V84L217 85H219L220 87H222V88H220L219 86H217V85H215L214 83H213V85H211L212 83ZM224 82L225 83H227V84H224ZM236 82H237V84H236ZM245 82V83H244ZM134 83H136L137 84V88H134V86H133V84ZM230 83V84H229ZM232 83V84H231ZM248 83V84H247ZM250 83V84H249ZM57 84H59V83H57ZM224 84V85H223ZM234 84V85H233ZM242 85V87H240L239 85ZM251 84H252V86H251ZM262 84V85H261ZM221 85H223V86H221ZM228 85H230L231 87H228ZM236 85H238L241 89H244L245 90V93H244V90H243V93H241V89L238 87H236ZM243 85H244V87H243ZM246 85H247V87H248V90L245 88L246 87ZM107 86V87H106ZM214 86H217V88H220L219 90L217 89H215L214 88ZM232 86H234V88L236 89H234ZM252 87V88H254V89H252V88H250V87ZM260 87L261 86V88H263L262 90H261V88L259 89V88H257V87ZM226 88H227V90L229 91H227L226 90ZM230 88H233L234 89V91H233V89H232V91H231V89ZM250 88V89H249ZM30 89H31V84H30ZM30 89L28 90V91H30ZM226 91H225V90ZM230 89V90H229ZM237 90H239V91H237ZM27 91V92H28ZM225 91V92H224ZM231 91V92H230ZM235 91H236V93H235ZM260 91H263V92H260ZM226 92H228L229 94H230V96L231 97H229L228 95V93H226ZM235 93V94H237L238 95V97H239V99L241 100V99H244V100H242L243 102H241V101H239L238 100V97H237V95H235V94H232V93ZM241 94H240V93ZM260 92V93H259ZM224 93H225V95H224ZM239 93V94H238ZM257 93V94H256ZM244 94V95H243ZM261 94V95H260ZM224 95V96H223ZM227 95V96H226ZM234 96V98H233V96ZM245 95H248V96H246V98H241V97H244ZM221 97L222 99H221V101H219L220 99H219V97ZM250 96V97H249ZM254 96V97H253ZM256 96V97H255ZM258 96V97H257ZM259 96H261V98L259 97ZM182 97H184V98H186L185 100L182 98ZM226 97H227V99H228V101H227V99H226ZM236 97H237V101H236ZM248 97H249V99H248ZM78 97H74V99H73V101L74 102H76V99H77ZM131 98V99H130ZM216 98V99H215ZM225 98V99H224ZM232 99V101L233 100H235L234 101V103H235V107H236V105H237V107H239V109L236 107V109H234L235 107L233 106V102L231 101V99ZM251 98H253V99H251ZM259 98V99H258ZM208 99V100H207ZM254 100L255 102H252L251 100ZM188 100V101H187ZM212 102H210V101ZM214 100H216V101H214ZM223 100H225V101H223ZM245 100H247V104H244L246 101ZM257 100H259L258 102H256ZM53 101V102H52ZM207 101H208V103H207ZM229 101H231V103L230 104H227ZM238 101L239 102H241V104L240 103H238ZM249 101H251V102H249ZM260 101H262V103L260 102ZM226 102V103H225ZM248 102H249V105H248ZM186 103H188V104H186ZM233 103V104H232ZM243 103V104H242ZM260 103V104H259ZM205 104V106L200 110V108L203 106V105ZM207 104V105H206ZM257 104V105H256ZM263 104V105H262ZM166 107V106H168V105H170L169 107H167V112L166 113H164L163 115H159L158 114V107L160 108V107ZM202 105V106H201ZM232 105V106H231ZM240 105V106H239ZM242 105H244L243 107H242ZM250 105H253V106H251L250 107ZM255 105V106H254ZM200 106V107H199ZM245 106H248L249 107V109H245V110H241V109H244L245 108ZM256 106H257V109H255L256 108ZM259 106V107H258ZM263 106V107H262ZM105 107V106H104ZM248 107H246V108H248ZM253 107V108H252ZM251 108V109H250ZM91 109V108H90ZM102 109V108H101ZM100 108L98 109V110H101ZM173 109H174V111H173ZM225 110L224 112H223V110ZM229 109V110H228ZM233 109V110H232ZM93 109H91V110H89L91 113L92 112H95L96 113V111L94 110V111H92ZM97 110V111H98ZM103 110V109H102ZM101 110V111H102ZM228 110V111H227ZM234 110H236V111H234ZM249 110H251V111H249V114L247 113ZM255 111V113L253 112V111ZM101 111H99L98 113H100ZM230 111H234V112H236L237 113V116L239 117V118H244V117H246V118H244V119H239L238 117H231V115L228 113V112H230ZM257 111V112H256ZM223 115V117H222V115L220 114V113ZM94 113V114H95ZM112 114L111 112H108V113H106V114H108L107 116L109 117L108 118V121H110V120H112L111 118H110V114ZM200 113V114H199ZM253 113V115H251ZM4 114V115H3ZM103 114V113H102ZM105 114V113H104ZM220 114V115H219ZM227 114V115H226ZM244 114H247V115H244ZM147 115H149V117H151V118H149V117H147ZM198 115V116H197ZM249 115V116H248ZM95 116H96V114H95ZM143 116V117H144ZM226 116V117H225ZM229 116V117H228ZM248 116V117H247ZM218 117H220V118H218ZM230 117H231V119L232 120H230ZM218 118V119H217ZM224 118H226V119H224ZM253 118V119H252ZM204 119H208L209 121V123L207 124V128L209 129V131L207 132V134H208V137H205V140L204 141H206V139H207V141L209 142V144L211 143H213L214 141H216V145L214 144V146L216 147V149L217 148H219V147H221V145L224 147V148H226L227 149V151H228V148L226 147L228 144H229V142H231V144H229L230 145V150H229V152L227 153V152H224L226 149H224L223 147V151H221V152H224V153H222V155H221V152L219 153L221 156H223V154H225L223 157H221L220 156V159H218L219 157V154H218V156H216V158L218 159V162L216 161L217 159H214V164H212V165H214L215 167H217V169H213L215 172H213V173H217V170H219V166L221 167L220 168V170H222V168L226 171H224L225 173H227V175H225L224 174V172H221L220 170V172L218 171V173H220V174H222V175H224V176H221V175H219L218 173L217 174H213V173H211V171H213L211 168H209V166L208 165H211V164H209L208 163V165L206 166V165H202V166H206V167H208V170L210 169V173L209 174H207V171H206V174L210 177V175H212L213 177H208L207 175H205V171L204 170H202V169H205V168H202L200 171V173L201 174H203L202 173V171L204 172V175H201V174H197V176L199 175V177H203V178H205V176H207L209 179L207 180V177L205 178V179H203V178H199L198 177V181L199 180H201V181H203V180H207V181H205V183H204V181L203 182H201L200 183V181H199V187H197L198 185H197V183L198 182H194V181H192L194 184H193V186L195 187H197V188H195V189H193V192H192V189L191 188H194V187H187V192L185 191V189L186 188H184V187H182V186H180V187H178L177 185L178 184H176L175 185V179H172V178H174L173 176H171L170 178V180H171V182L172 181H174L173 183H174V185L172 184L171 185V182H170V180H168L169 179V176L170 175H173V172H174V170L172 171V170H169V171H171L172 172V174H171V172H170V174H169V171H168V176L166 175L167 174V172L165 173V172H163V173H165V175L163 174V173H159L158 171H154L152 174H151V176H154V177H151V176H146V175H148L149 173V168H148V165H149V163L151 162V161H154V162H156V163H160V162H167V163H170V162H172L174 159H176V158H179V157H182V156H184V155H186V154H190L192 151H193V149L195 148L194 146H195V140L197 139L195 136L199 133V128H200V126H201V123L203 122V120ZM233 119H234V122H233ZM134 120H135V122H134ZM226 120V121H225ZM235 120L236 121H238V122H235ZM240 120V121H239ZM245 120H246V122H245ZM251 120V121H250ZM88 121H90V122H88ZM202 121V122H201ZM221 121V122H220ZM130 122V123H129ZM245 122V123H244ZM222 123H226V125H227V123H228V125H227V127H225L224 126V124L223 125H220V126H218L219 124H222ZM236 123H239V124H236ZM114 124V123H113ZM102 125V126H101ZM108 125V127H106ZM111 125V126H110ZM104 126V127H103ZM115 126V127H114ZM222 126H224V129L226 130V128H227V130L226 131H224L223 130V127ZM230 126V127H229ZM231 126H233V127H231ZM219 127H220V129H219ZM234 127H235V129H234ZM221 129L224 131V135L222 134V135H220L221 133L220 132H222L223 133V131H221ZM238 129V130H237ZM217 130H219V131H217ZM235 130V131H234ZM240 130V132L239 133H237V131H239ZM260 130V132H261V130H262V132L260 133V132H258ZM10 131V132H9ZM218 133H217V132ZM228 131V132H227ZM198 132V133H197ZM250 132V133H249ZM210 133V134H209ZM227 133H228V141L229 142H227V140L226 141H224V142H222L223 140H225L226 139V137H227ZM258 133H260V135L258 134ZM216 135L217 136H219V138H221V139H218V137H216ZM225 135H226V137H225ZM207 136V135H206ZM221 136V137H220ZM222 136H224V137H222ZM261 136H263L262 138H261ZM215 137L218 139V140H216L215 139ZM214 138V139H213ZM230 139V140H229ZM213 140V141H212ZM206 141V145H205V147H207V144H208V142ZM212 141V142H211ZM219 143H218V142ZM220 141H221V143L222 144H220ZM225 142H226V144H225ZM205 144V143H204ZM208 144V145H209ZM210 144V146L209 147H212L211 149H214L213 148V146ZM224 144V145H223ZM253 144H255V146H256V144H257V146H260V147H255V146H253ZM260 144V145H259ZM220 145V146H219ZM229 145H228V147H229ZM253 147H252V146ZM204 146V145H203ZM233 149H232V148ZM254 149V147H255V150H256V152H255V154L253 153V152H251V150L252 151H255V150H253L252 148ZM202 148H204V147H201V149ZM222 148H219L220 150L222 149ZM248 148H251V150L249 151V150H247ZM232 149V150H231ZM243 149H244V153H245V157H243V155H244V153H242L241 151H243ZM215 150V149H214ZM246 150L247 151H249V152H251V153H253L252 155H250L251 153H249V152H246ZM191 151V152H190ZM227 153V154H226ZM246 153L248 154L247 155V157L249 156H251V157H253V155H254V157L253 158H255V161L253 162V158H248L249 159V161L247 160V158H246ZM198 154L199 153H197L195 156H193L192 157V159L191 160H193L192 162H194V160H195V158L196 157H198ZM27 156H29V157H27ZM32 156H34V154H29V155H24L23 157H18L19 159H21V162H23V163H29V161H30V159H32ZM61 157V158H59V157ZM58 156H56V157H58L59 159H62V166H60L59 164L61 163L59 160H58V158H56V160H55V162H59V166L57 165V163L55 164V166L54 167H52V169H51V167L50 166H46V165H44L43 164V162H42V164H41V161L40 162H38V163H40V164H38V165H36V168H37V166H38V168L37 169H39V171L42 173V175L43 174H45L46 175V173L47 174H50L49 175V177H51V178H49V177H47V176H45V175H43L44 177H47L46 179V184H47V181H50V182H48V188H46V184L44 183H42L43 185H44V187L47 189L46 190V192H45V188L43 187V188H41L42 187V185L39 183V184H37V185H41L40 187L39 186H37V185H35V187L34 186H32V187H30V189H29V192L30 193H32V194H30L29 192H26V193H24L25 195L24 196H26V197H28L27 195H32V196H35V192L37 193V190H39V192H38V194H36V195H38L39 197L38 198H41L42 196H47L46 197V199H48L49 200V203H47L48 201L45 199V201L46 202H44V203H42V204H44V205H42V206H45L46 205V203H47V205L49 204H54V202H55V204H58V205H56V206H58V207H55V206H53L54 207V211H57V212H61L62 210H64V208L67 206V205H69V200H71V199H69V198H67L69 195H66V194H64L63 192H61V191H59L58 190V188L61 190V188L63 189H65V190H69V189H71V191H72V188H73V190H75V189H78L77 191L79 192V199L81 200V204H80V202L78 203L80 206L79 207H77L76 206V204L74 205L73 203V206H76L77 208L75 209V207H74V210H77L78 208L79 209H81L80 207H82L81 205H83V209L85 208V206L86 207H88L89 206V204H90V206H91V204H92V206H94L95 204H97V203H100V202H98V200L100 201V199H98L97 198V202L96 203H91L92 201H90L91 199H89V201H90V203L88 202V199L87 200H84V198L86 199V197H84L85 195V193H89L90 191L89 190H87L88 188L87 187H85V189L87 190H84V188L83 187H81V186H79L80 188H78L77 186H76V188L73 186V184L75 183V182H77V181H80L81 180V177H83L84 178V176H87L88 175V173H90V175H91V173L93 174V172L95 173V174H93V176L92 177H90V178H93V179H89V176L90 175H88L87 177H88V180H89V182L90 183H94V182H96V183H94V184H96L97 185V187H94V188H92V190H93V192L94 193H98V191L100 192V191H104L105 193L106 192H108V194H111V196H113V193L114 192H116L117 190H115V186H116V184H115V180H116V177L114 176V174H113V171H111V170H113L112 169V167L110 168V167H108V166H105V165H101V166H98L97 164H93V163H88L87 164V162H84L83 161V157H80V156H77V157H64V156H60V155H58ZM104 156V157H103ZM178 156V157H177ZM35 157V156H34ZM63 157V158H62ZM17 158V159H18ZM28 158H30V159H28ZM55 158V157H54ZM71 158V159H70ZM73 158V159H72ZM221 158H223V159H221ZM244 158H246V160L244 159ZM15 160V163L16 162H19L18 160ZM68 159H70V160H68ZM251 159H253L252 161H251ZM63 160H66V162H64ZM68 160V161H67ZM82 160V161H81ZM169 160V161H168ZM219 160H222L221 162L219 161ZM69 162H71L70 164H69ZM72 162H84L85 163V165H84V168L86 169L85 171L86 172H88V173H86L85 171H84V169H83V167L82 168H80L81 170V172H74L73 174H71V171H69L68 173H67V171H68V168L69 169H71V166H69V165H71L72 164ZM250 162V163H249ZM65 163H68L65 167H64V165H65ZM216 163V164H215ZM218 163H221L222 165H220V164H218ZM251 163L253 164V163H255L254 165H251ZM92 164V165H91ZM56 165L60 168H58L59 169V171L60 172H58V171H55V168H57L56 167ZM91 165V167H89ZM95 165V166H94ZM217 165V166H216ZM68 166V168H66ZM89 167V169L87 170V168ZM92 166H94V167H92ZM62 167H64L63 169H62ZM87 167V168H86ZM108 167V168H107ZM50 168V169H49ZM53 168H54V170H53ZM66 168V169H65ZM110 168V169H109ZM146 168V169H145ZM8 169H10V168H8ZM57 169V170H58ZM73 169V168H72ZM110 171H109V170ZM142 169V170H141ZM262 169V170H261ZM11 170V169H10ZM10 170H5L6 172V175H5V180H6V182H7V185H5L6 184V182L4 181L3 182V184L2 183H0V197H1V199H0V236H2L4 233V235H3V237H6L7 238V236H8V238L7 239H9V243H11V244H14V245H11V244H8V245H11V246H14V247H11V246H6V248H0V250H4V251H0V254H5L6 255V257H5V255H4V260L6 261V262H4L3 261V264H10V262L12 263V261H13V259H12V261H11V259L9 258V257H11V258H13L14 257V259L15 258H19V254H20V257H23V255H24V257H23V259H25L26 257H28V258H26L27 260H32V259H34V260H32V261H28L30 264H48L49 262H50V264L52 263V261L51 260H54V259H59V261L61 262V264H87V261H90L92 264H108V262H109V260L103 255V251H101L100 250V248L99 247H95V246H90V245H88V246H86V248H82V247H80V244H76L75 246H70L69 248H67V249H65V250H59L58 248H56V247H54L55 245L54 244H52V242L53 241H55V240H60V241H63L64 239H62L61 237L64 235L65 237V239L66 240H68L67 242H72V239H73V241L75 242V241H78V240H80V241H78L79 243H81V241H83V240H81V239H87V237H93L94 235V233H86L87 235L88 234H90V236L88 235H85V233H82L81 234V232H78V233H73L74 234V236L75 237H73V235L72 236H67V235H65V233H63V232H65V230L63 229V231H61L60 232V230H58L59 232H60V235H59V238H61V239H58L57 237H58V234H56L57 235V237H56V235H55V237H54V235L52 234L51 236H50V234L48 235L47 234V232H42L41 234L40 233H38V234H36V238L35 239H37V241L34 239V244H35V242L37 243V248H38V250H37V248H36V251L34 250L32 253L31 252H29L28 250H29V248H28V246H27V244L25 243V241L28 239V237H26L24 234H20V233H18L15 229H14V225L12 224V223H16V219H15V217H12V215L11 214H9L8 213V205H9V198L7 197V199L5 198L6 197V194L8 193V189H10V188H8L7 186H9L10 185V183L11 182H13V181H11V177L13 176L12 175V172H10L9 173V171ZM36 170V169H35ZM66 170V171H65ZM108 170V171H107ZM177 170H179V167H177V169L175 168V171H177ZM180 170H181V167H180ZM206 170V169H205ZM38 170L36 171V172H34V171H32V173L31 174H29L28 172V174L27 173H24V177L23 178H25V177H28V175H31L30 177H28V178H31V180H32V177L34 176V174L35 173H37L38 172V174L40 173ZM83 171H84V173H83ZM90 171V172H89ZM99 171V172H98ZM106 171V172H105ZM257 171H259V172H257ZM34 172V173H33ZM44 172V173H43ZM61 172H65V174L64 173H61ZM101 172H105L106 173V176L103 178H101V177H98V174L97 173H101ZM147 172V173H146ZM178 172H180V171H178ZM257 173V174H253V173ZM261 172V173H260ZM77 173H79L80 175H81V173H82V175L81 176H78L79 174H77ZM86 173V174H85ZM154 173H156L157 175L156 176H158L159 174L161 175L162 174V176L161 177H159V178H157L155 175H154ZM159 173V174H158ZM175 173V172H174ZM37 174V175H38ZM70 174V175H69ZM74 174H76V175H74ZM85 174V175H84ZM108 174V175H107ZM176 174V173H175ZM174 174V175H175ZM178 174V173H177ZM263 174V175H262ZM11 175V176H10ZM26 175V176H25ZM33 175V176H32ZM67 175H69V176H67ZM150 175V174H149ZM159 175V176H160ZM201 175V176H200ZM251 175H253L254 177V180L252 179V178H249V177H252ZM68 178H67V177ZM77 178V179H75V177ZM144 176H146V177H149V178H146V177H144ZM168 178H167V177ZM177 175H175V177H176ZM196 176V177H197ZM225 176H226V179H225ZM74 177V178H73ZM144 177V178H143ZM222 177H224L223 179H222ZM7 178V179H6ZM22 178V177H21ZM27 178V179H28ZM66 178H67V181H68V179L70 178H73V179H71V181L73 180V184H72V182L70 181H68L69 183H71L70 184V186L69 185H67V184H69L68 182H65L66 181ZM80 178V179H79ZM83 178H82V180H83ZM101 178V179H100ZM129 178H130V176H129ZM10 179V180H9ZM14 179V178H13ZM12 179V180H13ZM26 179V178H25ZM49 179H51V180H49ZM69 179V180H70ZM85 179V178H84ZM147 179V180H146ZM225 179V180H224ZM252 179V180H251ZM30 179H29V181H31ZM37 180V179H36ZM194 180H197L196 178L194 179ZM93 181V182H92ZM37 182H39L38 180H37ZM141 182V181H140ZM67 183V184H66ZM168 183H170V184H168ZM190 183V182H189ZM202 183H204L203 185H202ZM253 183H256V184H258V185H255V188H258V190H260L259 192L257 191V189H254V190H256L255 192L257 193V194H255V195H251V194H253V193H255V192H249V189H252V187L254 188V186H252L251 188H250V186L251 185H253ZM103 184V185H102ZM196 184V185H195ZM259 184H260V186H259ZM56 185V186H55ZM65 185V186H64ZM202 185V186H201ZM10 186H12V184L10 185ZM9 186V187H10ZM36 186H37V190H36ZM67 186H69V187H67ZM175 186H177V187H175ZM257 186V187H256ZM184 189V192H183V190H182V188ZM32 188H35V191H33L32 190ZM40 188V189H39ZM190 188V189H189ZM260 188V189H259ZM7 189V190H6ZM42 189H44V191L42 190ZM117 189V188H116ZM130 189V190H129ZM134 189L132 190V191H134ZM177 189H180V194H178V191H177ZM5 192H3V191ZM31 190L33 191V192H31ZM40 190H42L41 192L42 193H44L42 196H40L42 193L40 192ZM91 190V191H92ZM96 190V191H95ZM98 190V191H97ZM141 190H144L145 191V193L143 192V191H141ZM189 190H191V191H189ZM244 190H246V193L248 192V193H251L250 195L247 193H245V191ZM61 193V197H60V194H59V192ZM189 191V192H188ZM250 191H253V190H250ZM137 192V193H136ZM144 194H143V193ZM181 192H182V194H184V196H183V199L186 197V194H188L189 196L192 194V197L193 198H191V196H190V198L189 199H187L189 196L187 195V198H186V201H184L183 200V202L185 203H187L188 204V202L189 203H191V204H188V205H186V204H177V203H180V200H182V197L181 198H179V196H182V194H181ZM190 192H192V193H190ZM4 193V194H3ZM134 193H136V196H135V194ZM140 193V194H139ZM246 195H245V194ZM115 194V193H114ZM128 194V195H127ZM179 196H178V195ZM64 195H66L65 197L67 198H65L64 197ZM77 195V196H78ZM146 195V196H145ZM236 195V196H235ZM245 195V196H244ZM3 196H5V197H3ZM13 197H14V195H12ZM32 196H29V197H32ZM80 196H81V198H80ZM143 196V198L141 199V198H139V199H137V200H141V201H135L136 200V197L138 198V197H142ZM152 198H151V197ZM154 196H156V197H154ZM168 196H170V197H172V198H170V197H168ZM173 196H175V197H177L178 199H179V202H178V199L176 200V198L175 199H173ZM237 196H240V197H238L237 198ZM242 196V197H241ZM259 196H261V197H259ZM45 197H43V199L45 198ZM54 199V197H55V201L53 200V203L51 202V199ZM114 197V196H113ZM127 197V198H128ZM135 197V198H134ZM148 197V198H147ZM231 197V198H232ZM244 197V198H243ZM254 197V198H253ZM257 198V200H255L256 198ZM3 198H5L6 199V203H8V204H6L5 202H3L4 201V199ZM12 197H10V199H11ZM169 198V199H168ZM217 200H216V199ZM230 198V199H231ZM249 198L252 200V202L249 200ZM262 199L263 201H260V199ZM63 199V200H62ZM94 199V198H93ZM110 200L112 199V198H109ZM172 199V200H171ZM214 199V200H213ZM224 199V200H223ZM235 199H233V200H235ZM254 199V200H253ZM1 200H3L2 202H1ZM8 200V201H7ZM40 200H42V199H40ZM64 200H68L67 202L66 201H64ZM163 200H164V202H166L165 204H163ZM169 200L170 201H172V202H174V206H173V203L172 202H170L169 203ZM174 200V201H173ZM175 200H176V202H175ZM189 200V201H188ZM216 200V201H215ZM233 200H231V202L233 201ZM235 200V202H237ZM44 201V200H43ZM61 201H64V202H62V205H64V203L66 204V206L65 207H63V206H61L60 204H61ZM134 201H135V204H133L134 203ZM226 201V202H225ZM229 202H230V200H228ZM248 201L250 202V204L252 205H254V206H256L254 209H253V207H252V209H251V207H250V205H249V203H248ZM254 201V202H253ZM256 201V202H255ZM260 201V202H259ZM40 202H42V201H40ZM51 202V203H50ZM94 202V201H93ZM182 202V201H181ZM197 202V203H196ZM213 202H214V205H213ZM215 202H216V204H215ZM1 203H3V204H1ZM84 203V204H83ZM86 203V204H85ZM89 203V204H88ZM122 203V204H121ZM124 203V204H123ZM132 203V205H130ZM151 205H150V204ZM208 203V204H207ZM210 203H212V204H210ZM225 203V204H224ZM238 203V205H239V207H240V205L241 204H239ZM6 204V205H5ZM11 204V203H10ZM32 206L33 205H36V204H32V203H30ZM30 204H26V205H28L27 206V208L26 209H29L28 207L30 206V210H31V205ZM41 204V203H40ZM39 204V205H40ZM54 204V205H55ZM71 204V203H70ZM94 204V205H93ZM101 204V203H100ZM100 204H97L98 205V208H97V206H94L95 208H93V207H91L90 208V206H89V208L90 209H92V211H93V209H94V211H96L97 209H98V211L100 212V211H102V209L100 208L101 206H99ZM137 204V205H136ZM176 204L178 205V206H176ZM199 204V205H198ZM201 204V205H200ZM246 204H248L247 205V207H246ZM260 204H261V207H263V208H261L260 207ZM4 205L6 206V210L3 212L2 210L3 209H1L2 208V206L4 207ZM46 205V206H47ZM133 205H135L133 208H132V206ZM154 205V206H153ZM180 205V206H179ZM186 205V206H185ZM190 205V206H189ZM215 207V206H220V207H224L223 209L225 210V212H224V210H220V207L219 208H213V206ZM263 205V206H262ZM10 206V205H9ZM42 206L40 205V209H42ZM45 206V207H46ZM61 208H60V207ZM72 206V205H71ZM71 206L69 205L68 207L69 208H71ZM124 206H126V205H124ZM142 206V207H141ZM146 206V207H145ZM151 206V207H150ZM184 206V207H183ZM205 206H208V208L207 207H205ZM48 207V206H47ZM51 207V208H50ZM49 207V209H51V211H52V206H50ZM143 208V209H141V208ZM165 207V206H164ZM178 207V208H177ZM56 208V209H55ZM69 208H66L67 209V211H68V209ZM97 208V209H96ZM145 208V209H144ZM176 208V209H175ZM206 208V209H205ZM48 208H45V210H44V207H43V209L41 210V211H43L44 212V215H46V217L47 216H49L48 217V219L49 218H56V216H53L52 214H54V213H57V212H54V211H52V212H50V210H49ZM59 209H62V210H59ZM71 209H73V207L71 208ZM78 209V210H79ZM89 209V210H90ZM96 209V210H95ZM100 209V210H99ZM178 209V210H177ZM191 209V208H190ZM222 209V208H221ZM227 209V208H226ZM48 211V213H47V211ZM70 210V209H69ZM82 210V209H81ZM84 210H87V211H89L88 210V208L86 209H84ZM109 211H110V209H108ZM121 210H122V208H121ZM139 210V211H138ZM180 210V211H181ZM218 210H220V211H218ZM6 211H7V213H6ZM67 211H64V212H67ZM70 211H72V210H70ZM70 211H68V212H70ZM112 211V210H111ZM110 211V212H111ZM199 211H201V212H199ZM242 211H241V213H240V215L238 216V217H241V214H242V216L244 217V215L245 214H249V212L248 213H245V214H243L242 213ZM3 212V213H2ZM46 212V213H45ZM59 212V213H60ZM183 212H185V211H183ZM182 212V213H183ZM217 212V213H216ZM2 213V214H1ZM4 213H5V216H4ZM49 213H51V215H49ZM152 213H154V212H152ZM151 213V214H152ZM200 213H202V214H200ZM258 214V215H257ZM262 214V213H261ZM247 215H245V217L244 218H246V216ZM263 215H264V213H263ZM52 216V217H51ZM75 216V218L71 215L70 217H73V221L74 220H77L76 218H78L77 217V215H74ZM154 216V214H152V216H150L151 218V220H152V217ZM252 216H250V215H248L247 217L248 218H246V219H250ZM9 217H10V219H11V222H9L10 221V219H9ZM242 217V218H243ZM250 217V218H249ZM254 217V219H255V216H253ZM263 217V216H262ZM2 218V219H1ZM7 218V219H6ZM50 219L52 222H51V224L55 227V229H58L59 228V225H61V226H64L65 227V224H66V222H64V220L62 221V220H60V221H58V220H56V219ZM258 218V217H257ZM256 218V219H257ZM5 219V220H4ZM244 220L243 222H244V224H246L247 225V223H248V221L247 220ZM252 219V218H251ZM13 220V221H12ZM15 220V221H14ZM68 220H72V218H70V219H68ZM4 221V222H3ZM79 221V218H78V220H77V222ZM247 221V222H246ZM7 222L9 223V224H7ZM60 222H62L61 224H58V223H60ZM65 224H64V223ZM76 222V221H75ZM76 222V223H77ZM20 223H22L23 225L25 224V225H27L26 223L27 222H23V220L22 221H19V224ZM3 224V225H2ZM22 224H20V225H22ZM2 225V226H1ZM7 227H6V226ZM5 226V227H4ZM10 226V227H9ZM102 226H104L103 227V229H104V231H107V232H109V233H111V234H108L109 236H117L116 235V232H114L115 233V235H114V233H113V231H112V229L111 228H109L110 226H108V225H102ZM102 226H100L101 228H99L100 230L102 229ZM108 226V227H107ZM53 227V228H54ZM12 228V229H11ZM103 229L101 230V231H103ZM108 229H109V231H108ZM11 230V231H10ZM112 231V232H111ZM8 232V233H7ZM12 232V233H11ZM15 233H16V235H15ZM44 233V234H43ZM45 233L48 235H45ZM56 233H58V232H56ZM216 233L217 232H215L214 231V233H213V231H212V236H209V235H211V233H209L207 236L208 237H210L209 239L210 240H213V238L214 239H216V237H214L213 235L215 234V236H216ZM9 234V235H8ZM11 235V236H10ZM20 235V236H19ZM37 235H39V236H37ZM84 235V236H83ZM138 235V234H137ZM140 235V237H143V239H144V242H146L147 244L148 243H150V241H151V243H152V239L151 238H147V236L146 235H144V234H139ZM138 235V236H139ZM218 235V234H217ZM17 236V237H16ZM67 236V237H66ZM119 236L120 235H118V238H119ZM146 236V237H145ZM2 237V238H3ZM13 237H15V238H13ZM19 237V238H18ZM24 237V238H23ZM52 237H54V238H52ZM70 237H73V238H71V240H70ZM81 237V238H80ZM123 237H127V236H123ZM123 237H121L120 236V239H122ZM130 237V236H129ZM133 237V236H132ZM211 237H213L212 239H211ZM2 238H0V243H1V239ZM128 238V237H127ZM218 238H220V237H217V239ZM21 239H22V241H21ZM169 239H171V240H173L174 242H175V244H178V242L182 239V237H179L178 235H176L174 232H170V236H169ZM147 240V241H146ZM149 240V241H148ZM196 242H197V238H195L194 239ZM231 239L229 238L228 240H227V247L228 248H230L231 249V246H233V245H235L234 243H235V241H233V240H231ZM52 241V242H51ZM229 241V242H228ZM246 241V240H245ZM245 241H243L242 243H243V246H244V242ZM19 242V243H18ZM21 242V243H20ZM24 242V243H23ZM78 242H76V243H78ZM16 243V244H15ZM18 243V244H17ZM40 243V244H39ZM222 243V242H221ZM231 243H232V245H231ZM246 244H245V246L247 245H250L249 244V242L248 241H246L245 242ZM39 244V245H38ZM226 244V241H225V243H223V245H225ZM230 246H229V245ZM17 245H19V246H17ZM25 245V246H24ZM40 246V247H39ZM226 246V245H225ZM246 246V247H247ZM8 247V248H7ZM18 249H17V248ZM261 247V246H260ZM12 248H16V249H12ZM21 248V249H20ZM227 248V249H228ZM247 248H250V247H247ZM263 250H264V248H263V246L261 247ZM260 248V249H261ZM9 249V250H8ZM20 249V250H19ZM23 249V250H22ZM226 249V252L224 251L222 254H221V256L219 257V259L217 260V262H220V261H227L228 262V264H264V257L263 258H261V256L258 258H256V256H254V258L253 257H249V258H247L246 256V254L244 255L243 254V256H242V254L241 253H239L238 254V252H233L234 250H231L230 251V249H228L227 250ZM258 249V252L259 253H261L263 250H260L259 249V247L257 248ZM6 250H7V252H6ZM14 250H16V252H18L19 251V253H17V254H15L16 252L14 251ZM14 251V252H13ZM261 251V252H260ZM28 252L30 253L29 255H28ZM24 253V254H23ZM35 253H37V254H35ZM263 254H264V251L262 252ZM261 253V254H262ZM2 254V255H3ZM11 254V255H10ZM13 254V255H12ZM23 254V255H22ZM7 255H10V256H7ZM36 255H37V258H35L36 257ZM117 256V259L115 258V260L116 261H114L113 260V262H112V264L114 263V264H124V262H122L123 261V258H124V260H125V257H123L122 258V256L124 255V253H122V251H121V253L119 252V255L118 254H116ZM165 255V254H164ZM164 255H162V256H164ZM13 256V257H12ZM30 256V257H29ZM264 256V255H263ZM7 257L9 258V259H7ZM245 257V258H244ZM30 258V259H29ZM120 258V259H119ZM160 258V257H159ZM158 258V259H159ZM247 258V259H246ZM7 259V260H6ZM9 261V262H8ZM119 261V262H118ZM8 262V263H7ZM35 262V263H34ZM110 262H111V260H110ZM115 262H117V263H115ZM120 262H122V263H120ZM126 262V261H125ZM28 263V264H29ZM0 264H2V263H0ZM23 264H27V263H25V262H23ZM111 264V263H110ZM125 264H127V263H125ZM129 264V263H128Z\"/></svg>", "mask_w": 264, "mask_h": 264}, {"label": "crops", "instance_id": "obj_3", "mask_svg": "<svg viewBox=\"0 0 264 264\" xmlns=\"http://www.w3.org/2000/svg\"><path fill=\"white\" fill-rule=\"evenodd\" d=\"M206 1L203 15L197 20L166 14L154 2L136 5V0H70L73 19L70 25L63 20L49 19L48 14L54 17L51 11L56 9L57 0H0V23L18 28L32 76L30 91L13 95L11 104L23 106L38 97L50 98L58 111L72 113L76 104L74 97L89 96L91 87L75 85L72 93H68L65 85L57 84L58 72L80 68L86 75L97 73L106 61L109 53L106 39L113 32L132 39L146 26L159 38L170 36L174 54L140 62L141 77L160 91L179 90L188 76L209 62L207 39L202 33L206 24L229 16L224 7L227 0ZM96 10L102 15L93 21L89 16ZM78 41L85 47L79 49ZM169 76L172 82L167 85Z\"/></svg>", "mask_w": 264, "mask_h": 264}, {"label": "built area", "instance_id": "obj_4", "mask_svg": "<svg viewBox=\"0 0 264 264\" xmlns=\"http://www.w3.org/2000/svg\"><path fill=\"white\" fill-rule=\"evenodd\" d=\"M207 4V1L204 0V5ZM71 8V7H70ZM102 15V12L100 10H96L94 12H92L89 16L90 19H92L93 21H97ZM20 33V32H19ZM20 40L22 42V37H21V34H20ZM22 46H23V42H22ZM76 46L79 48V49H82L85 47V44L82 42V41H78L76 43ZM21 55L23 57H25V49H24V46L22 47V50H21ZM27 61V60H26ZM28 68H29V65H28ZM142 82L145 83L147 85V88L149 90V92H151L152 94H155L156 91H158V89L156 87H152L151 85H149L144 78H142ZM172 82V77L169 76L167 77L166 79V83L167 85H169L170 83ZM174 92H172L170 95H169V99L171 101H177V97L173 94ZM52 263L51 264H61V262L59 261V259H54V260H51ZM50 264V262L48 263ZM84 264V263H83ZM87 264H92L90 261H87ZM211 264H228L227 261H220V262H214V263H211Z\"/></svg>", "mask_w": 264, "mask_h": 264}]
</instances>
